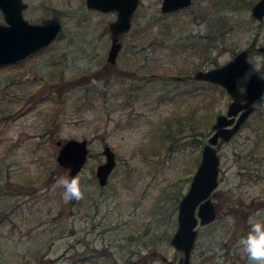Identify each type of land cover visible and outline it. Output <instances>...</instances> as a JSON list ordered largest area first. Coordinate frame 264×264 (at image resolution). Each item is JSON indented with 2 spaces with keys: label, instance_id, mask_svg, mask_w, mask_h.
<instances>
[{
  "label": "rangeland",
  "instance_id": "1",
  "mask_svg": "<svg viewBox=\"0 0 264 264\" xmlns=\"http://www.w3.org/2000/svg\"><path fill=\"white\" fill-rule=\"evenodd\" d=\"M30 20L60 22L47 45L0 64V264H167L180 196L200 159L216 112L230 99L197 67L232 57L264 15L254 0H192L162 10L139 0L116 59L107 58L116 11L85 0H26ZM202 44L203 50L200 52ZM264 52L250 56L249 71ZM240 129L218 148L215 217L198 223L191 264H248L239 240L264 219V93ZM212 115V116H211ZM86 137L79 177L84 198L65 201L56 159L67 137ZM116 162L105 184L95 176L102 145ZM228 217H232L229 223Z\"/></svg>",
  "mask_w": 264,
  "mask_h": 264
},
{
  "label": "water",
  "instance_id": "2",
  "mask_svg": "<svg viewBox=\"0 0 264 264\" xmlns=\"http://www.w3.org/2000/svg\"><path fill=\"white\" fill-rule=\"evenodd\" d=\"M139 0H85L88 7L116 11L109 21L111 40L106 58L114 62L121 47L119 33L131 25V16ZM190 0H161V9L170 10L187 5ZM23 0H0L4 20L0 21V64L20 59L30 52L46 45L59 29L58 21L35 22L28 20L22 12ZM250 12L256 18L264 15V0H254ZM264 50V43L259 46ZM246 47L238 49L231 58L216 65L196 68L193 76L223 85L230 95L226 109L216 114L212 131L201 148V156L192 174L189 186L180 196L177 208V225L170 235V242L182 251L178 260L168 259L167 264H191L198 223L212 220L217 207L211 194L218 183L219 154L217 145L228 139L245 117L253 110V100L264 92V75L251 72L244 88L239 90L237 78L248 67ZM238 112L237 116L236 113ZM56 159L68 168L66 177L73 178L87 160L89 146L86 137L70 136L60 141ZM104 159L96 164L95 174L104 183L116 162L114 149L102 145Z\"/></svg>",
  "mask_w": 264,
  "mask_h": 264
},
{
  "label": "clouds",
  "instance_id": "3",
  "mask_svg": "<svg viewBox=\"0 0 264 264\" xmlns=\"http://www.w3.org/2000/svg\"><path fill=\"white\" fill-rule=\"evenodd\" d=\"M57 184L63 188L62 198L65 201H78L84 198L79 177H61ZM260 216L261 213L258 212L256 217L250 218L249 230L238 242L247 257L248 264H264V219L257 218ZM227 219L229 223L232 222V217Z\"/></svg>",
  "mask_w": 264,
  "mask_h": 264
},
{
  "label": "flooded vegetation",
  "instance_id": "4",
  "mask_svg": "<svg viewBox=\"0 0 264 264\" xmlns=\"http://www.w3.org/2000/svg\"><path fill=\"white\" fill-rule=\"evenodd\" d=\"M24 2H25V5L23 6V8H22V12L24 11V9L27 7V1L26 0H23ZM191 1L192 0H190V2L187 4V5H189L190 3H191ZM187 5H184V6H187ZM184 6H181V7H184ZM178 8H180V7H177V8H174V9H178ZM174 9H172V10H174ZM135 10V9H134ZM171 10V9H170ZM23 15H24V12H23ZM133 15V14H132ZM25 16V15H24ZM26 17V16H25ZM27 18V17H26ZM28 19V18H27ZM4 20V15H3V11H2V9H1V7H0V21H3ZM28 20H30V19H28ZM51 20H53V21H58V20H55V19H51ZM131 20H132V16H131ZM30 21H33V20H30ZM35 22H45V21H50V20H43V21H37V20H34ZM59 22V21H58ZM59 24H60V22H59ZM131 26V25H130ZM59 28H60V25H59ZM130 28V27H129ZM128 28V29H129ZM127 29V30H128ZM127 30H125V31H127ZM58 31H59V29H58ZM124 32V31H123ZM111 33V32H110ZM57 34H58V32L56 33V35H55V37L57 36ZM55 37H53L51 40H50V42L55 38ZM110 40H111V35H110ZM121 40V39H120ZM49 42V43H50ZM264 42H260L259 40H258V38H257V36H253L252 38H251V40L250 41H248V43H246L244 46H241V47H239L238 49H240V48H242V47H246V49H247V57H248V61H249V65H250V56L252 55V54H254V53H257V52H264V50H261V49H259V46L261 45V44H263ZM48 44V43H47ZM46 44V45H47ZM121 45H122V41H121ZM45 46V45H44ZM203 46H205V44H202L201 46H199L200 47V52L203 50ZM43 47V46H42ZM42 47H40V48H42ZM40 48H38V49H40ZM121 48V47H120ZM38 49H36V50H34V51H32V52H30L29 54H31V53H33V52H35V51H37ZM237 49V50H238ZM237 50H235V52L237 51ZM234 52V53H235ZM233 53V54H234ZM29 54H27L26 56H28ZM26 56H24V57H26ZM233 56V55H232ZM24 57H22V58H24ZM22 58H20V59H22ZM20 59H17V60H15V61H18V60H20ZM11 62H14V61H11ZM8 63V62H7ZM111 63H113V62H111ZM4 64V63H3ZM249 65H248V67H247V69L241 74V75H239L238 76V78H237V85H238V88H239V90H242L243 88H244V85H245V81L247 80V78H248V76H249V74L251 73V72H258V73H260V74H262V75H264L263 74V67H260L259 69H256V70H251V71H249V73H248V76H247V78L244 80V82H243V85H242V87H241V84H240V78L245 74V72L248 70V68H249ZM197 68H200V67H197ZM196 69V68H195ZM194 69V70H195ZM193 70V71H194ZM189 76H193V72H192V75H189ZM203 80H207V79H203ZM207 81H210V80H207ZM210 82H213V81H210ZM214 83H217V82H214ZM217 84H219V83H217ZM219 85H221V84H219ZM221 86H223V85H221ZM224 87V86H223ZM225 88V87H224ZM226 90V89H225ZM264 93V92H263ZM262 93V94H263ZM229 94V93H228ZM261 94V95H262ZM261 95H259V96H261ZM230 96V95H229ZM259 96H257V97H259ZM256 97V98H257ZM231 98V97H230ZM255 98V99H256ZM255 99L253 100V105H254V107H253V110L245 117V119L240 123V125H239V127L235 130V132L228 138V139H226V140H222V141H220L219 143H218V145H217V152H218V148H219V146L221 145V143H223V142H225V141H227V140H229L239 129H240V127L244 124V122L246 121V119L250 116V114L254 111V108H255V104H254V101H255ZM230 100V99H229ZM228 100V101H229ZM228 103V102H227ZM226 106H227V104H226ZM226 109V108H225ZM225 111V110H224ZM219 112H223V111H218V112H216V114L217 113H219ZM216 114H215V116H216ZM237 114H238V112L236 113V116H237ZM215 116H214V119H215ZM214 119L212 120V122L214 121ZM212 122H211V124H212ZM212 126H211V131H212ZM211 131L209 132V134L211 133ZM209 134L206 136V139L202 142V145H201V148H202V146H203V144L208 140V136H209ZM218 154H219V152H218ZM116 156V155H115ZM200 156H201V150H200ZM199 162V161H198ZM219 162H220V154H219ZM113 169V168H112ZM218 171H219V169H218ZM109 175V174H108ZM95 176H96V174H95ZM191 177H192V175H191ZM191 177H190V180H191ZM96 178H97V176H96ZM107 178H108V176H107ZM97 180H98V178H97ZM106 181H107V179H106ZM106 181L104 182V183H100L99 181V183L100 184H105L106 183ZM189 183H190V181H189ZM188 186H189V184H188ZM71 201H75V200H71Z\"/></svg>",
  "mask_w": 264,
  "mask_h": 264
},
{
  "label": "trees",
  "instance_id": "5",
  "mask_svg": "<svg viewBox=\"0 0 264 264\" xmlns=\"http://www.w3.org/2000/svg\"><path fill=\"white\" fill-rule=\"evenodd\" d=\"M187 77H191V76H187ZM212 116V115H211Z\"/></svg>",
  "mask_w": 264,
  "mask_h": 264
}]
</instances>
